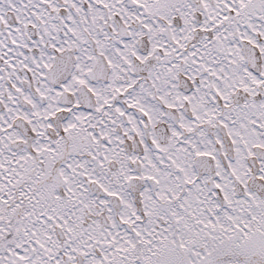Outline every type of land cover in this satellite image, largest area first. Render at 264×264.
Masks as SVG:
<instances>
[{
  "label": "snow or ice",
  "instance_id": "6c2138e0",
  "mask_svg": "<svg viewBox=\"0 0 264 264\" xmlns=\"http://www.w3.org/2000/svg\"><path fill=\"white\" fill-rule=\"evenodd\" d=\"M0 264H264V0H0Z\"/></svg>",
  "mask_w": 264,
  "mask_h": 264
}]
</instances>
